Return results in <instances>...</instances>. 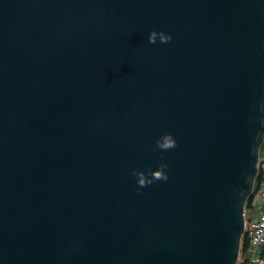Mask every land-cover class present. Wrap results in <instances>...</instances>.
I'll list each match as a JSON object with an SVG mask.
<instances>
[{
  "label": "water",
  "instance_id": "obj_1",
  "mask_svg": "<svg viewBox=\"0 0 264 264\" xmlns=\"http://www.w3.org/2000/svg\"><path fill=\"white\" fill-rule=\"evenodd\" d=\"M263 141L264 0H0V264H236Z\"/></svg>",
  "mask_w": 264,
  "mask_h": 264
},
{
  "label": "clouds",
  "instance_id": "obj_2",
  "mask_svg": "<svg viewBox=\"0 0 264 264\" xmlns=\"http://www.w3.org/2000/svg\"><path fill=\"white\" fill-rule=\"evenodd\" d=\"M157 38H159V41L162 44H167L172 40V36L170 33L152 30L148 36V42L151 44H155L157 42ZM155 143L156 147L161 151H167L177 146V142L171 133L163 134L156 140ZM167 167L168 165L165 162L161 161L158 168L155 170L151 168H149L146 172L133 170V176H135L137 180L138 187L143 188L159 180L166 181L168 179V175L165 172V169Z\"/></svg>",
  "mask_w": 264,
  "mask_h": 264
},
{
  "label": "built area",
  "instance_id": "obj_3",
  "mask_svg": "<svg viewBox=\"0 0 264 264\" xmlns=\"http://www.w3.org/2000/svg\"><path fill=\"white\" fill-rule=\"evenodd\" d=\"M251 201L252 204L257 206V217L252 220H247L244 216V226L241 240L243 237L247 239L248 252L253 255L257 250L264 249V184H261L256 190L252 191Z\"/></svg>",
  "mask_w": 264,
  "mask_h": 264
},
{
  "label": "crops",
  "instance_id": "obj_4",
  "mask_svg": "<svg viewBox=\"0 0 264 264\" xmlns=\"http://www.w3.org/2000/svg\"><path fill=\"white\" fill-rule=\"evenodd\" d=\"M257 176L259 177L260 185L264 184V141L259 150L256 178ZM257 213V206L252 203L249 207L244 208V216L247 220L255 219ZM238 264H264V249L257 250L253 255L248 252V248L243 252L240 250Z\"/></svg>",
  "mask_w": 264,
  "mask_h": 264
},
{
  "label": "trees",
  "instance_id": "obj_5",
  "mask_svg": "<svg viewBox=\"0 0 264 264\" xmlns=\"http://www.w3.org/2000/svg\"><path fill=\"white\" fill-rule=\"evenodd\" d=\"M259 186H260V180H259V177L257 176V178L254 181V186H253V190L252 191L256 190ZM251 200H252V193L247 198L244 208H247V207H249L251 205V203H252ZM247 246H248V241H247V239L245 237H243V239L241 240L240 250L242 252L245 251L247 249Z\"/></svg>",
  "mask_w": 264,
  "mask_h": 264
},
{
  "label": "rangeland",
  "instance_id": "obj_6",
  "mask_svg": "<svg viewBox=\"0 0 264 264\" xmlns=\"http://www.w3.org/2000/svg\"><path fill=\"white\" fill-rule=\"evenodd\" d=\"M236 264H237V262H236Z\"/></svg>",
  "mask_w": 264,
  "mask_h": 264
}]
</instances>
